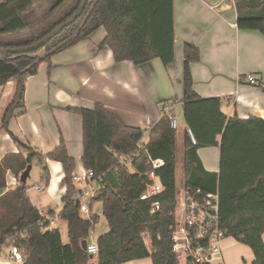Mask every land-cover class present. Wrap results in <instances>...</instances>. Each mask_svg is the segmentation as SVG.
Returning <instances> with one entry per match:
<instances>
[{"label": "trees", "instance_id": "16d2710c", "mask_svg": "<svg viewBox=\"0 0 264 264\" xmlns=\"http://www.w3.org/2000/svg\"><path fill=\"white\" fill-rule=\"evenodd\" d=\"M83 0H0V47H19L36 43L62 24L80 7ZM238 27L264 33V0H234ZM83 14L44 47L31 52L0 53V87L15 81L11 99L1 117L3 129L17 110L25 108L26 79L35 75L42 62L52 55L85 40L104 26V44L109 46L117 62L131 60L142 65L160 58L165 66L174 62V0H89ZM43 49V56L37 52ZM183 102L184 118L189 129L184 133V184L205 192L219 191L222 226L252 249L254 261L264 264V120L252 116L248 120L237 115L227 117L220 98H201L193 85L191 63L199 61L201 52L189 43L184 46ZM83 121L85 169L104 174L105 188L93 199L103 203V215L109 230L97 239L98 260L82 247L89 239L98 217L81 215L74 182L76 158L68 153L65 140L47 158L61 161L67 187L62 196L60 217L68 222L69 243L60 230L48 229L49 222L33 205L27 182L18 183L0 195V248L13 244L14 238L23 255V264H122L126 261L151 258L150 264H178L173 250V229L178 184L176 127L163 115L149 132V141L141 144L145 132L123 125L105 104L94 108L70 107ZM221 135L219 141L218 137ZM27 154H6L0 163V191L6 188V170L18 177L34 158L44 163V155L29 145L21 144ZM219 146L220 173L203 167L198 149ZM136 153L132 165L119 163L117 153ZM149 154L163 158L165 165L156 170L165 189L149 199L141 194L150 182L153 168ZM50 171L43 167L42 182L49 184ZM160 208L152 213L153 204Z\"/></svg>", "mask_w": 264, "mask_h": 264}, {"label": "crops", "instance_id": "0c3cea01", "mask_svg": "<svg viewBox=\"0 0 264 264\" xmlns=\"http://www.w3.org/2000/svg\"><path fill=\"white\" fill-rule=\"evenodd\" d=\"M174 3L176 56L168 66L160 58L142 65L131 60L117 62L112 49L104 44L106 29L101 26L85 40L53 54L50 62H42L36 74L27 77L25 108L17 110L10 119V132L3 129L1 117L14 92L15 81L9 80L0 87V163L6 154L22 151L27 154L12 135L21 144L29 145L44 155L43 164L37 157L31 163L32 168L36 162L40 163L41 173L35 186L37 195H34L28 184L31 169L27 180L28 194L33 205L43 211V217L54 221L51 229L60 230L65 244L70 241L68 222L60 214L51 219L55 214L51 203L63 207L62 196L67 191L62 182L65 171L61 161L46 156L63 138L68 153L76 158L74 171L82 173L85 169L82 162L83 121L80 114L68 111L70 107L94 108L96 103L105 104L123 125L139 127L145 132L140 142L143 144L149 141L150 130L163 116L162 104L174 102L172 113L177 120L176 140L181 138L184 147V133L188 126L184 118L183 63L184 46L189 43L201 52L200 60L191 63L193 85L198 95L201 98H220L222 111L227 117L237 115L248 120L256 116L264 120V33L238 27L234 0H174ZM252 73L256 76L254 82L249 81ZM180 109L182 119L176 115ZM218 139L220 141L221 135ZM197 151L203 167L220 173L219 146H204ZM44 166L50 171L48 185L41 180ZM6 173V188L0 191V195L16 185L8 181H13L17 175L10 169ZM93 202L92 199L89 213L81 212L86 219L93 215L98 217ZM57 219L61 225L57 224ZM98 224L99 220L91 230L95 231ZM108 230V227L98 230L97 237L87 239V243L97 242L98 237ZM92 260L97 261L98 256L93 255ZM151 262V258H141L122 264ZM0 264H23V261L12 255L8 244L0 248Z\"/></svg>", "mask_w": 264, "mask_h": 264}, {"label": "built area", "instance_id": "2783aa9c", "mask_svg": "<svg viewBox=\"0 0 264 264\" xmlns=\"http://www.w3.org/2000/svg\"><path fill=\"white\" fill-rule=\"evenodd\" d=\"M237 25V23H233ZM256 80L255 74L249 75V81ZM174 102H164L162 104V115H167L172 119L173 126H177V120L172 113ZM193 141L194 135L189 129ZM136 153L132 149L130 152L117 153L118 162L132 165ZM148 163L153 168L149 174L150 182L146 190L141 194V199H149L155 194L162 192L165 186L162 184L160 176L156 170L165 165L163 158H153L149 154ZM20 177H13L11 183H18ZM74 182L78 187L77 200L80 204V212H90V201L94 199L106 186L104 174L96 175L93 169H84L82 173L75 172ZM40 189V188H39ZM178 201V199H177ZM160 208V202L156 200L152 207V213ZM221 200L219 191L205 192L201 188H188L185 196L177 202L175 215L177 224L173 229V250L177 254L178 264H229L225 258L223 242L228 238L227 230L222 226L220 216ZM42 214L43 211L39 210ZM46 219V218H45ZM49 222L48 229L54 224ZM11 244L12 255L19 261H23V255L18 245L14 244V238L8 237ZM87 252L97 255L99 246L97 242L87 243Z\"/></svg>", "mask_w": 264, "mask_h": 264}, {"label": "rangeland", "instance_id": "374dc122", "mask_svg": "<svg viewBox=\"0 0 264 264\" xmlns=\"http://www.w3.org/2000/svg\"><path fill=\"white\" fill-rule=\"evenodd\" d=\"M45 51L43 49L39 50L37 54L39 56L44 55ZM181 108V107H180ZM176 115H178L179 118L182 119V113L181 109L176 111ZM176 151H177V176H176V182L178 184V201L182 200V198L185 196L186 186L184 184V168H183V143L182 139L177 137L176 140ZM40 170H41V164L36 162L32 168V176L28 180V184L30 185V188H33L32 193L34 195H37V191L35 189V186L37 185L39 178H40ZM46 195V193H45ZM94 212L99 217V224L97 225L96 230H91L89 240L95 239L98 235V230L105 229L108 227L109 224L108 220L103 215V203L100 201H94ZM52 208L55 210V214L51 216V219H54L60 214V211L62 210V206L51 203ZM48 207H46V210ZM58 225H61V221L57 219ZM62 232L64 234V237H66V230L64 226L61 227ZM223 249L225 250V258L226 261L229 264H251L254 261V255L251 248H249L244 243L237 241L234 237L229 236L226 238L223 242Z\"/></svg>", "mask_w": 264, "mask_h": 264}, {"label": "water", "instance_id": "95a60500", "mask_svg": "<svg viewBox=\"0 0 264 264\" xmlns=\"http://www.w3.org/2000/svg\"><path fill=\"white\" fill-rule=\"evenodd\" d=\"M89 0H83L80 7L76 10V12L70 16L66 21L62 22L59 26L55 27L52 29L50 33L36 41L34 44L30 45H23L19 47H8V46H3L0 47V53H13L17 54L19 52H31V51H36V49H40L44 47L49 41L52 40V37L60 33L63 29L68 27V25L72 24L75 20H77L84 12L86 8V4ZM31 169H32V164H28L27 167L23 170V173L20 176V181L27 182L28 178L31 175ZM82 247L84 249L87 248V240L85 239L82 243Z\"/></svg>", "mask_w": 264, "mask_h": 264}]
</instances>
